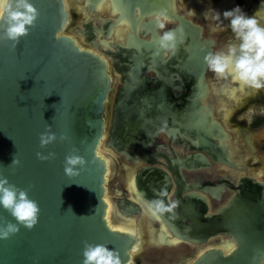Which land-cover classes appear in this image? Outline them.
Listing matches in <instances>:
<instances>
[{"label":"water","instance_id":"obj_1","mask_svg":"<svg viewBox=\"0 0 264 264\" xmlns=\"http://www.w3.org/2000/svg\"><path fill=\"white\" fill-rule=\"evenodd\" d=\"M31 2L37 16L27 34L15 42L0 38V178L25 189L37 202L39 214L32 228L21 225L16 233L0 238V264H82L84 241L115 249L121 264H128L137 238L107 224L104 196L111 192L105 179L106 162L97 154L106 131L103 113L110 90L106 62L96 53L100 50L95 42L91 41L94 50L80 48L71 35L62 33L70 17L63 0ZM222 3L229 9L235 5L234 0ZM167 8H172L171 0H167ZM117 10L113 5L112 11ZM125 19L129 25L128 17ZM179 28L184 42L177 47L188 48L180 69L202 79L207 69L204 56L213 52V42L200 41L197 27ZM141 43L132 40L129 45L144 46L142 56L134 55L140 64L158 47L157 40ZM203 90L202 85L194 87L190 96ZM188 102L179 108L149 102L132 108L121 103L123 112L135 114L113 120L108 147L116 151L123 140L140 151L145 146L142 143L160 127L167 133L191 137L198 145L190 150L200 152L155 163V168L142 167L138 171L142 177L134 178L135 186L128 183L125 191L117 190V197H112L118 218L133 221L141 211L150 216L154 236L144 255L136 256L135 264H264V181L245 178L237 188L230 185L233 196L213 210L207 197H214L213 192L224 186L214 188L208 182L188 183L181 178L182 171L211 166L202 152L213 163L228 165L226 149L221 145L218 151L214 144L219 128L208 121V113L195 98ZM144 110L159 114L144 117L138 113ZM45 131L54 133L55 139L42 147L39 134ZM37 153L54 155L40 159ZM69 154L85 160L72 176L64 172V157ZM13 159L18 163H12ZM128 169L134 171V167ZM161 191L168 195L161 196ZM157 199L166 206L175 204L170 211L154 215L149 203ZM8 222L15 220L0 207V227Z\"/></svg>","mask_w":264,"mask_h":264},{"label":"flooded vegetation","instance_id":"obj_2","mask_svg":"<svg viewBox=\"0 0 264 264\" xmlns=\"http://www.w3.org/2000/svg\"><path fill=\"white\" fill-rule=\"evenodd\" d=\"M78 1L83 6L80 12H83L84 15L83 20L79 22L82 24L73 29L77 34L79 31L82 32L78 34L82 38L75 39L76 43L83 47L81 42L84 41L87 32L88 49L94 50L91 41L95 42L100 51L96 52L95 50L94 52L105 60L107 73L110 76V90L103 113L106 122L104 145L102 146L100 143L97 153L107 165L106 180L107 178L109 180L107 186L110 185L111 198L117 197V190L125 191L121 187L119 178H141L142 176L138 174V171L142 167L155 168V163L164 164L175 158L184 159L186 155L191 153H200L190 150V147L198 145L191 142V137L167 133L160 127L154 130L147 141L142 143V146L145 145L141 149L142 151H138L133 144H124L126 140L119 144L121 147L119 151L108 147L110 140H112L110 134L113 120L123 114L127 116L135 114L131 110L123 112L121 103L132 108L143 102L179 108L182 102L186 105L189 103V99L195 98L203 112L207 110L208 121L213 122L220 132L219 137L214 140V144L218 151H220L221 145L226 149L228 165L213 163L211 158L202 152L201 154L206 156L211 166L196 172L182 171L181 178H186L188 183L204 185L208 182L209 186L214 188L219 185L224 186V190L213 192L215 193L214 197H207L210 209L216 210L233 196L234 191L229 187L230 185L237 188L245 178L264 181L259 179L263 178L260 173L257 175L251 173L252 154L254 149L257 150L254 148L251 138L244 134L253 128H257V125L264 121V106L262 104L260 110H253L255 114L252 113L253 104L262 102L264 99V88L254 89L238 81H232L230 77L217 78L207 69L203 72L202 79L188 76L187 72L185 73L180 69V65L186 62L185 56L188 54V48L184 45L177 47L175 55L167 58L164 51L159 47L152 49L149 51L147 62L144 63L143 61L142 64L134 55L138 58L140 55L142 56V52H146L144 46L137 49L129 46L132 40L151 44L158 40L162 31L190 26L199 29L195 33L197 35L200 33L198 35L200 40L208 39L213 42L212 50L214 52L233 39L227 26L228 21L222 16L220 20L212 18L215 11L222 12L229 9L222 3L223 0H213L211 5L206 4L205 0H171V9L167 8V0ZM86 1L88 4L85 3ZM101 1L104 2L100 4L99 10H96L95 6ZM234 2L249 15L257 13L259 22L264 24V5L261 4V0H234ZM69 3V0H65L66 6ZM113 5L117 6L119 10L113 12ZM161 11L168 17L164 29H159L154 19L155 15ZM126 17H128L129 25L126 23ZM131 51L135 53L133 54ZM209 75H212L211 79ZM201 85L204 86V90L199 91V94L194 97L190 96L193 88L200 89ZM128 88L132 89L128 91ZM239 96L244 97V99H239ZM247 111L248 118H243L242 112L246 113ZM138 113L148 118L159 114L149 110ZM166 115L168 114L166 113ZM238 125L243 129L237 130ZM239 131L243 133L242 136H239ZM260 140L263 142L264 138L262 137ZM146 153L153 156H145ZM143 161H149L152 164H146ZM118 166L120 170L117 172L116 167ZM131 167H134V171L130 170L131 172L126 175V170ZM105 199L109 207L107 218L110 224L115 222L118 225H112L113 227L130 229L129 231L138 236L134 227H131L136 218L133 221H117L113 215L112 201L107 197V194H105ZM146 220L151 225V219L147 217ZM138 249L139 243L134 248L130 264H133V254Z\"/></svg>","mask_w":264,"mask_h":264},{"label":"clouds","instance_id":"obj_3","mask_svg":"<svg viewBox=\"0 0 264 264\" xmlns=\"http://www.w3.org/2000/svg\"><path fill=\"white\" fill-rule=\"evenodd\" d=\"M261 4L264 5V0H261ZM36 16L37 9L31 0H0V29L3 30L0 32V38L17 41L27 34ZM221 16L228 21L227 26L233 39L220 49L208 52L204 56L207 71L217 78L230 77L232 81H238L254 89L264 88V24L259 22L257 13L249 15L239 5L222 12L215 11L212 18L220 20ZM154 19L159 29L165 28L168 17L163 11L157 13ZM183 42V29L179 27L162 31L157 40L158 47L164 51L166 58L175 55L177 45ZM54 139L55 134L52 132L45 131L39 134L42 147ZM53 155L54 153H49L48 156L37 153L40 159H47ZM11 162L18 163L15 159ZM84 165V158L78 154L64 157V172L69 176L76 175L78 169ZM160 195L168 194L161 191ZM174 204L175 201L166 206L163 200L157 199L149 203V208L155 215L156 212L170 211ZM0 207L7 210L15 220V223L8 222L0 227V238H7L10 234L16 233L21 225L30 229L37 223L39 214L37 202L28 196L25 189L10 184L6 177L0 178ZM82 257V264H121L120 256L115 249L87 241L83 242Z\"/></svg>","mask_w":264,"mask_h":264},{"label":"rangeland","instance_id":"obj_4","mask_svg":"<svg viewBox=\"0 0 264 264\" xmlns=\"http://www.w3.org/2000/svg\"><path fill=\"white\" fill-rule=\"evenodd\" d=\"M69 2L70 3L66 6V8L68 10V13H70V17H69L67 26L64 30V33H66V34L68 33L69 35L73 36L75 39H81L82 36H79L76 32L73 31V29H75V27L77 25L82 24L79 22H81L83 20L84 13L80 12L81 8L83 6L78 0H69ZM204 2L208 5H211L213 0H205ZM81 44L83 45V47L88 48V42L83 41V42H81ZM209 76L211 79L212 75H209ZM239 99L243 100L244 97L242 98L241 96H239ZM261 104L264 106V99H262V102H255L253 104V107H252V108H254V109H252L253 114H255V112L253 110H256V109L260 110ZM229 110H230V108H229ZM248 111L246 113L242 112L241 116L243 118L244 117L248 118V116H249ZM206 112H207V110H206ZM236 129L237 130L243 129V127L238 125L236 127ZM242 134L243 133L240 132L239 136H242ZM244 134L248 135V137L251 138L253 145H254V148H256V150H257V151H255V149H254V152L252 154L253 159L251 161L252 162V169H251L252 172L251 173L253 175H257L260 173V176L263 175V178H259V179L264 180V141L261 142V140H260L262 137L264 138V121L260 125H257V128H253L252 130H250ZM116 170H117V172H118V170H120L119 166L116 167ZM126 172H127L126 175H128L131 171H130V169H128V170H126ZM119 179L121 181V187L123 189H126L127 184L129 182L128 181L129 178H119ZM111 181H112V179L110 180V182ZM111 195L112 194L107 193V197L111 198ZM143 202L145 203L144 199H143ZM112 225H118V224H116L115 222H112ZM131 227H134V230H136V233L138 234L139 241H140L138 251H136L133 254V264H135L136 256L144 255V252H146L144 250L146 249V246L149 243L148 236H149V232L151 231L150 229H152V228H151V225L149 224V221L146 220V217L143 214H138V216L135 219V223L131 224ZM164 237L165 236L163 234H161L160 238H162V240L164 239ZM147 259L153 260V258H147ZM174 263H175V261H174Z\"/></svg>","mask_w":264,"mask_h":264},{"label":"bare ground","instance_id":"obj_5","mask_svg":"<svg viewBox=\"0 0 264 264\" xmlns=\"http://www.w3.org/2000/svg\"><path fill=\"white\" fill-rule=\"evenodd\" d=\"M64 1V6H65V8H66V5H65V0H63ZM66 11L68 12V10H67V8H66ZM69 14V13H68ZM68 23V22H67ZM66 26H67V24H66ZM66 26H65V28H66ZM65 28H64V30H65ZM64 30L62 31V33H64ZM66 34V33H65ZM73 37V36H72ZM73 39L75 40V38L73 37ZM84 41H85V38H84ZM75 42H76V40H75ZM77 45H78V43H77ZM80 48H86V47H82V46H80V45H78ZM88 49V48H87ZM90 50V49H89ZM105 137V136H104ZM104 139V138H103ZM102 139V140H103ZM101 143H102V141H101ZM102 145V144H101ZM103 146V145H102ZM98 154V153H97ZM101 157V156H100ZM107 166V165H106ZM132 175H133V173H132ZM105 179H106V176H105ZM106 183H108V178H107V180H106ZM134 183V178H129V184L130 185H132ZM135 186V184H133V187ZM132 190H134V188H132ZM107 194V193H106ZM134 196V195H133ZM111 199V201H112V198H110ZM104 200H105V202H106V199H105V196H104ZM112 204H113V201H112ZM106 205H107V202H106ZM113 207H114V205H113ZM108 210H109V207L107 206V208H106V214H105V218H106V221H107V224L108 225H111L110 224V222H109V220H108V218H107V216H108ZM139 214H143L146 218L148 217V218H150V216H148L145 212H140ZM113 215L115 216V219H119V220H124V219H120V218H118V215H117V213L115 212V208L113 209ZM138 215H136V217H137ZM135 217V218H136ZM122 218H124V217H122ZM134 218V219H135ZM126 220L125 221H129V220H127V218H125ZM118 221V220H117ZM112 226V225H111ZM162 227H163V229H164V226L162 225ZM111 228H113V229H116V230H119V228H115V227H111ZM119 231H121V230H119ZM122 232H126V233H129V234H132V235H134V236H136V238H137V241H136V244H140V241H139V237L136 235V234H134V233H132L131 231H122ZM153 236H154V232L151 230L150 232H149V236H148V238H149V241H151L152 239H153ZM172 241H174V242H176V240L173 238L172 239ZM136 244L134 245V247H133V249H132V253H133V251H134V248L136 247ZM231 244V243H230ZM232 248V247H231ZM224 249V248H223ZM230 249H227V251H229ZM226 251V252H227ZM131 258H132V256H131ZM131 263V259H130V261H129V263L128 264H130Z\"/></svg>","mask_w":264,"mask_h":264}]
</instances>
